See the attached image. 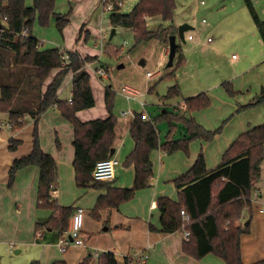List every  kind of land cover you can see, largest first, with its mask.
<instances>
[{
    "label": "trees",
    "instance_id": "obj_1",
    "mask_svg": "<svg viewBox=\"0 0 264 264\" xmlns=\"http://www.w3.org/2000/svg\"><path fill=\"white\" fill-rule=\"evenodd\" d=\"M117 1H104V4L110 2L112 5L109 10V22L112 27L131 28L135 43L152 39L166 43L169 35L175 33L176 28L171 30L167 27L172 22L174 0H137L126 13L119 12L120 4ZM244 1L264 43V21L259 20L251 0ZM54 3L55 0H33L32 5L27 6L25 0H0V68L10 70L7 68L5 51L13 56L14 66L17 67L8 71L11 76L17 74L15 81L0 84V111L7 112L11 125L16 127L22 125L24 114L34 117L31 150L27 155L11 162L8 183H12L18 169L27 165L37 166L39 177L36 204L37 208L47 211L48 215L36 221L35 229L45 231L50 228L62 233L68 228L74 208L57 203L56 191L52 186L56 177L55 159L50 153L43 151L39 143L37 119L49 107L57 106L60 113L73 125L72 165L75 184L78 187L106 189V193L97 198L91 210L96 218L100 209L118 207L120 203L131 199L137 190L149 186L153 176L149 157L152 150L159 149L166 154L176 150L187 153L191 140L210 141L219 130L204 129L186 113L209 105V99L204 92L185 99L187 116L165 111L149 119L143 117L141 112H134L129 127L134 146L123 161L125 165H133V184L130 187H118L112 185L114 178L93 179L92 170L95 163L109 156L115 137L116 118L112 113L114 92L109 86L105 87L107 117L84 122L76 117L78 110L94 105L89 84L90 75L84 67L98 57H82L77 52H67L68 62L63 65L64 60L58 47L39 48V40L31 33L35 20L40 26L47 27L51 17H56L55 26L58 31L68 22L67 14L54 13ZM154 16H160L168 24L161 23L155 29L147 28V20ZM24 30L25 33L22 34ZM103 50L115 52L111 46ZM176 55L178 66L183 62L179 44L176 46ZM68 75H72L70 101L58 97L59 89ZM173 75L172 71L168 73V77ZM222 86L229 95H234L230 81L222 82ZM179 95V85L174 83L162 98L169 99ZM261 103L264 104V92L238 108H249ZM162 121L168 123L169 130L160 142L156 125ZM173 122L184 126L185 137H171L175 129ZM9 142L8 148L13 150L19 141L10 139ZM263 160L264 123L240 133L225 150L219 164L212 169H207L205 158L200 151L192 166L184 174L173 179L174 186L179 190L177 200L166 196L158 197L160 230L174 232L182 227L186 229L189 234L183 241L182 250L195 259L212 253L222 258L226 264H245L241 259L240 236L249 232L252 218L251 197ZM245 207L249 210L248 224L241 225L238 220ZM148 227L149 230L155 229L152 224ZM90 259V255H87L80 264H90ZM99 263L117 264L111 252H102ZM28 264H39V261L32 260ZM52 264L66 263L59 260ZM253 264H264V259Z\"/></svg>",
    "mask_w": 264,
    "mask_h": 264
},
{
    "label": "crops",
    "instance_id": "obj_2",
    "mask_svg": "<svg viewBox=\"0 0 264 264\" xmlns=\"http://www.w3.org/2000/svg\"><path fill=\"white\" fill-rule=\"evenodd\" d=\"M32 3L33 0H25L27 6H31ZM71 9L70 0H55L53 11L57 15H68ZM96 9L97 13L95 16L98 17V21L100 19L101 30V25L103 24L102 11H104L102 1L99 0ZM67 19L69 21V18ZM93 19L91 14L88 18L85 17L84 20H80L82 26H85L87 29L86 33L90 31L87 27H89ZM55 21L56 17H51L49 26L42 27L35 20L31 33L39 40V48L58 47L62 51H73L67 50L66 46H71L64 40L63 31L67 23L61 31H58ZM81 30L83 31V28ZM46 37H49L50 40H44ZM192 39L193 35L191 39L187 38V40ZM149 41H152L156 45V49H158L160 54H167L168 51L162 42L154 39ZM96 43L98 42H95V46L98 45ZM100 51H102V48ZM77 53L83 56L79 52ZM231 56L232 58H236L233 54ZM90 64L86 66H90ZM158 64L162 65V62L158 61ZM257 64H260L264 68V55ZM166 68L172 70V66ZM95 70L96 68L93 69V71ZM5 71L7 70L0 68V84L13 81V76L9 72L5 73ZM94 74L98 78H102L100 74ZM15 75L17 76V74ZM146 77L152 78L153 73ZM68 78L71 82L70 90L69 93L62 96L61 94L68 85ZM170 78L174 83H177L175 75ZM71 87L72 75H68L59 89L58 97L68 100L71 97ZM123 87L137 91V97L127 102L123 95ZM154 89V86L149 87L147 92L150 93ZM119 93L124 97L130 109L132 108L129 103L131 101L138 102V99L144 95L143 91L127 83L122 84ZM194 93L191 92V96L187 97L180 93L179 96L182 97L178 102H181L180 104L183 106L184 99L196 95ZM244 94L243 96H245ZM173 98H170V100ZM232 99L233 101L228 102L225 110L215 120V122H219L226 116V113L233 112L234 114L221 133L216 134L210 141L202 139L191 140L188 144L187 153L182 150H176L166 154L159 149L152 150L149 157L152 162L153 176L149 181V186L137 190L131 199L120 203L118 207L100 209L97 218L93 217L91 210L97 198L106 193V189L78 187L75 184L72 165L74 157L72 144L74 139L73 125L60 113L57 106H51L46 109L37 119L39 143L42 150L50 153L55 159L56 177L52 186L56 191L55 199L57 203L61 206L71 205L74 208L73 213L77 207L82 208L84 212L86 211L82 229L83 244L73 242H69L68 244L61 243L60 240L67 237L68 228L62 233L50 228H46V232L42 229L38 231L35 229L36 221L48 215L47 211L37 208L36 204L39 168L35 165L24 166L15 172L12 183H8V170L11 162L15 158L27 155L31 150L35 119L26 113L23 116L22 125L16 127L11 125L8 113L0 111V119L6 120V123H4L6 124V126L4 125L6 130L0 128V262L3 264H13V261H15L17 264H28L32 260H38L39 264H52L55 261L62 260L66 264H80L84 257L90 255V264H94L95 260L93 257L100 256L102 252H111L117 264H128L129 262H136L137 264H226L222 258L212 253H208L199 259L185 254L182 250V245L186 238L184 235L186 229L182 227L174 232H163L160 230V211L157 207V199L158 197L166 196L172 200H177L179 190L174 186L173 179L184 174L192 166L200 151H202L205 158L207 169H212L219 164L225 150L240 133L252 126L264 123L263 103L257 104L251 107V109L249 108V111L245 109L239 113L236 112V109L245 103H241L235 97H232ZM243 101L245 102L246 100L244 99ZM132 111L133 113L143 112ZM165 111H167L165 108L161 110V112ZM168 111L170 110L168 109ZM106 113L108 115V112ZM142 116L149 119L154 117L149 116L147 113H144ZM76 117L82 122L97 119V116L92 115L89 111H83V109L76 112ZM105 117L107 116H103L102 118ZM195 117L198 119L197 113H195ZM115 118V137L112 144L114 149L113 156L117 159L119 155L121 156L122 165L121 169H117V173L120 174L124 170L127 181H119L118 175L115 172L112 185L130 187L131 181L133 184L134 168L131 164L125 165L123 161L134 146V141L129 134L130 123L134 116L128 117L127 114H121L120 116L115 115ZM197 123L204 129L212 130L216 128V124H205L202 120H199ZM175 128L176 130L172 133V137L173 135L176 137H173V139L186 136L185 130L179 129L177 125ZM176 131L178 132L175 133ZM10 139L19 141L13 150L8 148ZM159 139L161 142V135H159ZM58 143H60L59 146H57ZM115 179L118 180V185ZM7 184L10 186L9 188ZM251 202L252 218L249 232L243 233L240 236L241 259L245 264H253L264 259V160L260 164V175L254 185ZM72 215L69 218L68 227ZM248 217L249 210L245 207L242 210L238 223L244 225ZM149 224H152L155 229L149 230ZM11 251L15 253L17 259H14L10 255ZM6 255H8L7 258H5ZM142 255H146V257L143 258ZM10 257L12 259H9Z\"/></svg>",
    "mask_w": 264,
    "mask_h": 264
},
{
    "label": "rangeland",
    "instance_id": "obj_3",
    "mask_svg": "<svg viewBox=\"0 0 264 264\" xmlns=\"http://www.w3.org/2000/svg\"><path fill=\"white\" fill-rule=\"evenodd\" d=\"M136 2L137 0H122L119 12L126 13L130 11ZM98 3L99 0H70L72 9L68 12L67 18H69V21L63 31L65 42L71 46H66L67 50L77 51L83 55L82 57L98 56L97 60L91 64L89 63L90 66L84 67L90 75L89 84L94 97V105L90 108H84L83 111H89L92 115L97 116L96 118L101 119L103 116H107L104 101L106 86H109L114 92L112 113L120 116L121 111L128 108V103L119 93L120 87L124 83L144 92L140 99L145 101V105L141 106L138 102L131 101L129 105L132 110L143 111L149 116L155 117L165 108L175 114L186 115L185 99L183 106L180 104L181 102H178L182 96H175L171 100L170 98H162L170 85L174 84V81L168 77V73H171V71L175 75V81L179 85L181 95L187 97L191 96V92H195L194 94L204 92L208 97L209 105L207 107L186 113L190 114L189 116H194L192 118L197 122L202 120L205 124H216V128L210 131L218 129L221 133L227 122L234 116L233 112L226 113V116L219 122H215L217 116L225 110L228 102L233 101L232 97L246 104L250 97L249 100L264 92V68L257 64L264 55V43L260 30L254 23L244 0H174L175 6L170 24L163 21L160 16L149 18L147 20V28L149 29H155L161 23L168 24L167 27H170L171 30L174 28L177 30V27L182 23H187L192 27L185 31L184 42L178 36L176 37V42L181 47L183 62L181 65L176 66L178 54L175 55L172 70L165 67L167 54H160L152 41L135 43L133 31L128 27L116 26L113 37L109 39L111 29L114 28L109 22L111 11L106 10L103 6V24L100 30V19L98 21V17L95 16ZM251 3L259 20L264 21V0H251ZM91 14L94 19L87 27L90 31L86 33L87 29L82 26L80 20H84L85 17L88 18ZM189 33L193 35L192 40L186 39ZM44 40L48 41L50 38L46 37ZM95 42H98L96 43L98 45L95 46ZM162 44L168 51V42ZM109 46L115 52L103 50ZM101 48L102 51H100ZM4 53L8 60L7 68L15 70L17 67L14 66L13 56L9 52L5 51ZM232 54L236 58H232ZM141 60L144 61L143 64L139 63ZM64 61L66 64L68 59ZM158 61H161L162 65H159ZM99 67L105 72V76H102L101 79L93 73V69ZM8 71H5V73H8ZM148 71L153 73L152 78L146 77ZM16 77V75H13V81ZM224 81L231 82L235 92L234 95H229L226 92L222 86ZM67 84L66 89L61 94L62 96L69 93L71 84L69 78ZM153 86L154 91L148 93L147 89ZM243 93H245V96H243ZM251 107L249 108L251 109ZM249 108H237L236 112L240 113L245 109L249 111ZM143 112L142 115H144ZM195 113L198 114V119L195 117ZM127 116L130 117L131 114H127ZM4 123H6V120L0 119V128L6 130L4 128L6 124ZM173 124L175 127L177 125L179 129L185 130L181 123L173 122ZM156 126L158 136L161 135L163 141L169 125L166 121H162ZM2 135L4 134L2 133ZM173 137L176 136L173 135ZM118 159L120 163L115 167L117 178L119 181H127L124 170L120 174L117 173V169H121L122 165L120 155ZM118 180L117 185L119 184ZM7 187L10 186L7 184ZM85 215L86 211H83L81 234ZM10 255L17 259L14 252L11 251ZM7 257L8 255L5 258ZM12 257L9 259H12ZM93 259L95 260L94 264H100V256L93 257ZM13 264L17 263L13 261ZM128 264L137 263L129 262Z\"/></svg>",
    "mask_w": 264,
    "mask_h": 264
},
{
    "label": "built area",
    "instance_id": "obj_4",
    "mask_svg": "<svg viewBox=\"0 0 264 264\" xmlns=\"http://www.w3.org/2000/svg\"><path fill=\"white\" fill-rule=\"evenodd\" d=\"M104 1L106 2V0H102V4L104 6V8L106 10H111V3L107 2L106 4H104ZM118 4H120V1H117ZM25 33V30L22 32V34ZM188 39L192 38L191 34L187 35ZM61 55L63 60L68 59V53L65 51L60 50ZM65 64V61H63V65ZM94 73H98L101 76H105V72L103 69L96 68L95 71H93ZM152 73L150 71L147 72V75H151ZM123 91V95L126 99L127 102H129V100L131 99H135L137 97V91H134L131 88L128 87H123L122 88ZM71 99L68 98V101H70ZM139 104L141 106L144 105V101L142 100H138ZM122 115H126V114H131L132 116H134V113L132 111V109H130L129 107L126 108L125 110L121 111ZM119 164V161L116 157L112 156H108L107 158L104 159H100L98 160L95 165L94 168L92 170V177L95 180H109L112 179L115 175V167L116 165ZM183 212V210H182ZM82 213H83V209L80 207L76 208V211L73 213L72 217H71V221L67 230V237L62 238L60 241L62 244H68L69 242H73L76 244H83L84 243V238L81 234L80 228H81V224H82ZM188 231L186 230L184 232L185 237L188 236ZM143 258L146 257V255H142Z\"/></svg>",
    "mask_w": 264,
    "mask_h": 264
},
{
    "label": "water",
    "instance_id": "obj_5",
    "mask_svg": "<svg viewBox=\"0 0 264 264\" xmlns=\"http://www.w3.org/2000/svg\"><path fill=\"white\" fill-rule=\"evenodd\" d=\"M191 28L192 27L189 24L182 23L177 27L176 33L169 35V37H168L167 62L165 64L166 67H171L173 65V59L176 55V46H177L176 37L178 36L181 39V41H184L185 40V37H184L185 31H187ZM114 32H115V29L112 28L110 35H109V39L113 36ZM139 63L143 64L144 61L141 60ZM113 152H114V149H113V147H111L110 152H109V156H112ZM246 224H248V220L245 221L244 225H246Z\"/></svg>",
    "mask_w": 264,
    "mask_h": 264
}]
</instances>
